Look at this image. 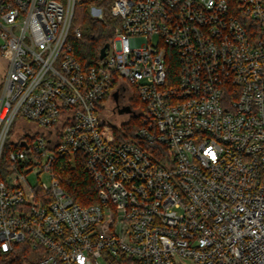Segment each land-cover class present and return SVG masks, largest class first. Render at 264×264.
Listing matches in <instances>:
<instances>
[{
    "label": "built area",
    "instance_id": "built-area-1",
    "mask_svg": "<svg viewBox=\"0 0 264 264\" xmlns=\"http://www.w3.org/2000/svg\"><path fill=\"white\" fill-rule=\"evenodd\" d=\"M63 1L0 0V250L27 244L35 264H264V0H115L107 55L87 67L69 42L77 0ZM115 94L142 114H120ZM109 110L128 117L115 128L140 116L135 136L107 137ZM68 153L98 203L61 186Z\"/></svg>",
    "mask_w": 264,
    "mask_h": 264
},
{
    "label": "trees",
    "instance_id": "trees-1",
    "mask_svg": "<svg viewBox=\"0 0 264 264\" xmlns=\"http://www.w3.org/2000/svg\"><path fill=\"white\" fill-rule=\"evenodd\" d=\"M114 1L77 0L69 34V42L73 45L79 60L86 67L95 65L99 61L101 49L112 41L114 36L113 25L118 23L111 13ZM91 7L102 10L104 21L93 18L90 15L89 9ZM77 29L82 33V37L79 39L74 35ZM134 100H136V97ZM140 106L141 111H143L142 104ZM139 125L140 116L129 119L121 128L123 129L124 127L129 135L135 136V129ZM105 131L107 137L113 136L117 140L125 138L115 127L112 130ZM14 148H17V146L9 142L6 151L8 152L9 149ZM56 171L60 175L61 186L76 203L84 207L98 203V188L89 175L85 159L81 154L75 153L72 155L68 153L63 155L60 158ZM37 259L38 256L27 244H19L9 253H3L0 250V264H35Z\"/></svg>",
    "mask_w": 264,
    "mask_h": 264
},
{
    "label": "rangeland",
    "instance_id": "rangeland-1",
    "mask_svg": "<svg viewBox=\"0 0 264 264\" xmlns=\"http://www.w3.org/2000/svg\"><path fill=\"white\" fill-rule=\"evenodd\" d=\"M63 2L66 3L67 0H64ZM92 8L93 7H91L89 9V13H90L91 16H92V11H91ZM140 104L141 103L136 98V100H134V101L133 100L132 101H129V100L122 101V103L120 105H121V109H125L126 107H128L129 109L131 108L132 111L137 112L138 114H140V112H141ZM131 109H130V111H131ZM107 114L108 115L104 116V118H103L104 121H105V124H106L105 127H104L105 130H112V128H113L110 125V123H107V122H109V119L113 120L114 122H116L118 124H120L123 121H127V119H128V117H125L124 120H123L121 117H118L117 115H112L111 114V110H109ZM116 129H117V131H120V133H122L123 136L132 137V136H129L128 131L126 129H124V127H123V129L116 127ZM13 130H14V133H15L16 132V127ZM27 179L29 180L31 185L34 186V187L38 186L41 183H45L47 185H51V178H50V176L47 173L39 174L38 171H32L31 173L28 174ZM100 264H108V263L104 259L101 258L100 259Z\"/></svg>",
    "mask_w": 264,
    "mask_h": 264
},
{
    "label": "water",
    "instance_id": "water-1",
    "mask_svg": "<svg viewBox=\"0 0 264 264\" xmlns=\"http://www.w3.org/2000/svg\"><path fill=\"white\" fill-rule=\"evenodd\" d=\"M109 49V44H106L102 49H101V51H100V55H99V59L100 60H102V59H104L105 57H106V55H107V50ZM115 99H116V101H117V99H118V95L117 94H115ZM131 111H130V109L128 108V107H126L125 109H120L119 110V113L120 114H125V113H130Z\"/></svg>",
    "mask_w": 264,
    "mask_h": 264
},
{
    "label": "flooded vegetation",
    "instance_id": "flooded-vegetation-1",
    "mask_svg": "<svg viewBox=\"0 0 264 264\" xmlns=\"http://www.w3.org/2000/svg\"><path fill=\"white\" fill-rule=\"evenodd\" d=\"M122 101H125L124 99H120V98H118L117 99V106H121L120 104L122 103Z\"/></svg>",
    "mask_w": 264,
    "mask_h": 264
}]
</instances>
